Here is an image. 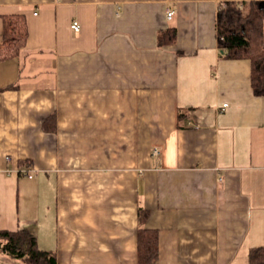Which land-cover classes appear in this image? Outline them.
<instances>
[{
	"label": "crops",
	"instance_id": "1",
	"mask_svg": "<svg viewBox=\"0 0 264 264\" xmlns=\"http://www.w3.org/2000/svg\"><path fill=\"white\" fill-rule=\"evenodd\" d=\"M221 2L0 0V40L5 16L27 28L0 61V230L56 264H137L144 229L155 264H248L264 246V95L248 59L220 55Z\"/></svg>",
	"mask_w": 264,
	"mask_h": 264
},
{
	"label": "trees",
	"instance_id": "2",
	"mask_svg": "<svg viewBox=\"0 0 264 264\" xmlns=\"http://www.w3.org/2000/svg\"><path fill=\"white\" fill-rule=\"evenodd\" d=\"M264 0H222L216 14V38L220 55L231 59H248L251 63V87L256 96L264 95ZM27 36L22 15L3 17V37L0 40V61L19 53ZM175 29L158 34V43H172ZM137 264H155L157 234L140 230L137 235ZM0 251L25 264H56L51 251L38 248L35 236L26 231L0 230ZM248 264H264V246L252 247Z\"/></svg>",
	"mask_w": 264,
	"mask_h": 264
},
{
	"label": "built area",
	"instance_id": "3",
	"mask_svg": "<svg viewBox=\"0 0 264 264\" xmlns=\"http://www.w3.org/2000/svg\"><path fill=\"white\" fill-rule=\"evenodd\" d=\"M172 14H173L172 11H167V13H166V17H167V18H170V17L172 16ZM70 27H71V29H72L73 31H75V32L79 31V28H80V27H79V24H78L77 21H73ZM223 107H226V105H223ZM156 153H157V150L154 151V154H156ZM29 172H30V171H26V170L23 169V170H20L19 173L26 174V175L30 178L31 176H30Z\"/></svg>",
	"mask_w": 264,
	"mask_h": 264
}]
</instances>
